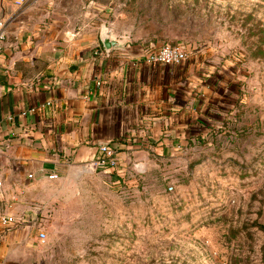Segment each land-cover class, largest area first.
<instances>
[{"label":"rangeland","instance_id":"374dc122","mask_svg":"<svg viewBox=\"0 0 264 264\" xmlns=\"http://www.w3.org/2000/svg\"><path fill=\"white\" fill-rule=\"evenodd\" d=\"M24 8L33 25L92 12L145 49L184 42L223 100L178 148L33 191L19 264H264V0H0L6 14Z\"/></svg>","mask_w":264,"mask_h":264},{"label":"crops","instance_id":"0c3cea01","mask_svg":"<svg viewBox=\"0 0 264 264\" xmlns=\"http://www.w3.org/2000/svg\"><path fill=\"white\" fill-rule=\"evenodd\" d=\"M27 11L5 13L12 18L0 50V212L17 218H0V264H19L34 240L22 207L56 182L50 172L87 167L102 141L128 170L147 153L187 143L223 100L189 58L149 63L147 49L104 31L92 12L80 25L55 13L33 25ZM104 35L118 43L106 47Z\"/></svg>","mask_w":264,"mask_h":264},{"label":"built area","instance_id":"2783aa9c","mask_svg":"<svg viewBox=\"0 0 264 264\" xmlns=\"http://www.w3.org/2000/svg\"><path fill=\"white\" fill-rule=\"evenodd\" d=\"M7 26L8 18L5 16V11L0 10V50L2 48V42L7 34ZM189 50V47L184 42H168L147 49L145 58L152 64H180L189 58ZM47 103H50V101ZM26 113L27 111L23 112V114ZM98 148L96 156L90 160L87 167L91 170L99 169L104 171L121 172L119 168L120 160L116 153L115 146L109 141H102L99 142ZM49 177L52 179H58L60 173L52 171L49 173ZM170 188H173V186H170ZM0 218L4 224H13L17 221V218L10 213L3 214L0 212ZM38 238L40 240H45L46 232L40 230L38 232Z\"/></svg>","mask_w":264,"mask_h":264},{"label":"water","instance_id":"95a60500","mask_svg":"<svg viewBox=\"0 0 264 264\" xmlns=\"http://www.w3.org/2000/svg\"><path fill=\"white\" fill-rule=\"evenodd\" d=\"M102 40H103L106 47H111V46L115 45L116 43H118L117 40L112 39V37L110 35H104L102 37Z\"/></svg>","mask_w":264,"mask_h":264}]
</instances>
